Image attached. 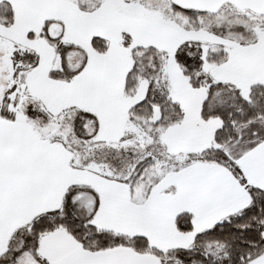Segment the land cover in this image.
Here are the masks:
<instances>
[{"label":"snow or ice","instance_id":"snow-or-ice-1","mask_svg":"<svg viewBox=\"0 0 264 264\" xmlns=\"http://www.w3.org/2000/svg\"><path fill=\"white\" fill-rule=\"evenodd\" d=\"M0 264H264V0H0Z\"/></svg>","mask_w":264,"mask_h":264}]
</instances>
